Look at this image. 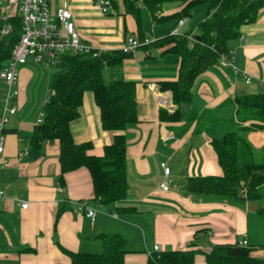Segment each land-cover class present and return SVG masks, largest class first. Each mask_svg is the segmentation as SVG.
Masks as SVG:
<instances>
[{
	"label": "crops",
	"instance_id": "obj_1",
	"mask_svg": "<svg viewBox=\"0 0 264 264\" xmlns=\"http://www.w3.org/2000/svg\"><path fill=\"white\" fill-rule=\"evenodd\" d=\"M50 3L71 9L80 37L95 49L119 50L128 37L139 38L138 24L124 3L112 15L101 14L91 0ZM195 7L182 17L180 25V19L154 20L166 29L147 32L141 21L144 38L156 39L175 28L178 33L194 35L198 31L192 25ZM179 8V2L169 1L156 14H170ZM227 56L231 64L219 58L198 74L191 98L180 105L179 117L174 120L159 117L160 108L169 114L176 108L171 91L160 84L176 78L179 56L170 50L163 52L162 47H137L120 65L105 67V78L135 82L138 120L134 124L122 130L102 128L93 92H83L78 115L69 123L73 140L90 141L87 153L101 155L115 134L126 137L127 194L111 204L93 198L90 174L84 166L65 172L64 181L59 182L58 139L45 140L40 147L30 142L50 89L52 65L41 66L30 58L19 64L12 85L16 111L8 115L0 153V187L4 190L0 199V264H66L70 258L61 247L71 251L102 249V233H119L125 239L127 263L145 262L154 244L161 249H186L192 244L209 250L211 243L245 238L252 246L250 253L261 252L263 201L198 197L186 187L189 176L222 174L212 138L232 128L264 124V117L239 118L235 99L264 90V7L254 22L243 24L239 35L229 41ZM6 62H0V69ZM1 79L0 112L7 90ZM243 134L255 151L264 144V127H250ZM161 162L170 168L167 190L159 186ZM20 200L27 201V206L21 207ZM76 200H85L96 209L93 219L83 210H74ZM195 264H205L202 253L196 254Z\"/></svg>",
	"mask_w": 264,
	"mask_h": 264
},
{
	"label": "trees",
	"instance_id": "obj_2",
	"mask_svg": "<svg viewBox=\"0 0 264 264\" xmlns=\"http://www.w3.org/2000/svg\"><path fill=\"white\" fill-rule=\"evenodd\" d=\"M176 1L180 8L170 14L158 16L156 12L166 2ZM205 4L207 15L197 24V33L188 32L165 35L140 44L145 48L162 47V51L175 52L179 56L177 76L174 80L161 82L162 89H169L176 108L172 113L159 109V117L177 119L179 107L191 98L195 78L221 54H228V43L240 33L243 24L257 19L264 7V0H143V5L155 21L189 16L191 9ZM126 12L132 14L138 24L140 40L144 32L140 29L139 7L133 0H124ZM13 30L0 36V62L7 61L11 48L17 40L19 20H11ZM3 20L0 18V27ZM139 46V47H140ZM128 54L119 50H106L99 54L64 53L56 64L58 70L51 77L50 88L41 111L40 122L33 126L29 140L40 147L45 140L58 139L60 163L59 182L63 174L84 166L88 169L93 198L100 204H111L127 194L126 137L124 133L114 135L111 143L104 145L101 155L88 154L90 141L76 143L69 123L77 117L84 91H92L100 111L101 126L108 130H122L137 122L135 107V82L122 78H105V67L120 65ZM237 113L241 119L264 117V90L237 96ZM263 128L264 124L232 128L220 137L212 138L211 144L221 166V175H193L186 179L190 193L198 197L222 199H247L264 202V144L262 155L255 160L254 149L243 132L248 128ZM240 187V190H238ZM120 206H117L119 208ZM128 209V207H122ZM133 208V207H130ZM101 251H71L61 249L69 256L66 264H195L197 253L204 255L205 264H264L263 259L253 256L252 246L240 244L237 238L232 243H211L209 250L195 248H164L150 252L143 263H127L124 260L125 239L119 233L99 235ZM24 249V248H23Z\"/></svg>",
	"mask_w": 264,
	"mask_h": 264
},
{
	"label": "built area",
	"instance_id": "obj_3",
	"mask_svg": "<svg viewBox=\"0 0 264 264\" xmlns=\"http://www.w3.org/2000/svg\"><path fill=\"white\" fill-rule=\"evenodd\" d=\"M6 6H0V18L3 24L0 27V36H6L13 30L12 19L18 18L19 29L17 40L11 48L10 57L6 64L0 69V77L7 85L6 94L3 98V108L0 112V153L4 148V126L8 120V115L16 111V104L13 102V95L16 90L12 85L16 81L17 66L23 64L27 59H31L37 64L45 67L56 65L64 53H88L99 54L104 50H98L91 47L79 35L75 27V16L67 5L52 7L50 0H3ZM97 9L103 15H112L117 13V6L122 5L124 0H91ZM137 5L143 4V0H133ZM184 21L180 19L178 25ZM172 34H178L175 28ZM149 38L140 40L139 38L128 37L121 46L123 52L133 51L140 44L148 43ZM221 61L231 64L227 54H221ZM248 82L249 78L245 77ZM49 89L48 94L53 93ZM48 94L45 101L47 100ZM44 101V102H45ZM43 112L40 111L37 122H40ZM163 169V179L159 186L163 190L168 189L167 176L170 168L165 162H161ZM4 196V190L0 187V199ZM21 207L27 206V201L20 200ZM74 210H83L90 219L95 216L96 209L90 206L85 200L74 201ZM115 215V214H114ZM240 244H247V240L242 238L238 241ZM161 247L158 244L153 245V251H159ZM152 252V251H151Z\"/></svg>",
	"mask_w": 264,
	"mask_h": 264
},
{
	"label": "rangeland",
	"instance_id": "obj_4",
	"mask_svg": "<svg viewBox=\"0 0 264 264\" xmlns=\"http://www.w3.org/2000/svg\"><path fill=\"white\" fill-rule=\"evenodd\" d=\"M0 6L1 7L6 6V2H4L3 0H0ZM138 6H140L139 7V16H140V22L142 21V24H143V30H145L147 32H150V31L152 32V30H154V29L155 30L166 29L164 27V24H159L157 22L155 23V21L151 18L149 11L145 8V6L142 3L140 5L138 4ZM205 8H206L205 4L204 5L200 4V5H197L193 9L194 16L192 18V21H193L192 25H196V27H197V24L200 21V19L202 20L203 18H205V16L207 15V11ZM133 18H134V16H133ZM39 65H41V64H39ZM57 70H58L57 65H52L50 67L49 72H50V74H54ZM255 149H258V150H256V151L254 150V158H255V160H258V159L260 160V157L262 155L261 149L260 148H255ZM254 201H257V200H254ZM241 204H243V203H241ZM263 242H264V240H261L260 243H263ZM260 250H261V252H256V253H255V250L254 251L252 250L253 253H251V254L253 256L259 258V259L264 260V249L260 248ZM92 251L98 252V251H101V248H93ZM199 258H200V255L198 256V260H199Z\"/></svg>",
	"mask_w": 264,
	"mask_h": 264
},
{
	"label": "water",
	"instance_id": "obj_5",
	"mask_svg": "<svg viewBox=\"0 0 264 264\" xmlns=\"http://www.w3.org/2000/svg\"><path fill=\"white\" fill-rule=\"evenodd\" d=\"M238 190H240V187H238Z\"/></svg>",
	"mask_w": 264,
	"mask_h": 264
}]
</instances>
